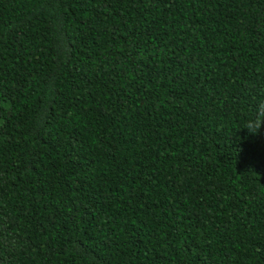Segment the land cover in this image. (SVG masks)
I'll return each mask as SVG.
<instances>
[{
    "label": "trees",
    "instance_id": "16d2710c",
    "mask_svg": "<svg viewBox=\"0 0 264 264\" xmlns=\"http://www.w3.org/2000/svg\"><path fill=\"white\" fill-rule=\"evenodd\" d=\"M264 0H0V264H264Z\"/></svg>",
    "mask_w": 264,
    "mask_h": 264
},
{
    "label": "clouds",
    "instance_id": "9594fccd",
    "mask_svg": "<svg viewBox=\"0 0 264 264\" xmlns=\"http://www.w3.org/2000/svg\"><path fill=\"white\" fill-rule=\"evenodd\" d=\"M241 129H247L252 136L258 135L264 129V101L256 104L253 116L244 122Z\"/></svg>",
    "mask_w": 264,
    "mask_h": 264
}]
</instances>
